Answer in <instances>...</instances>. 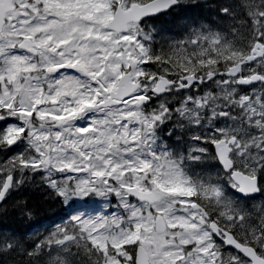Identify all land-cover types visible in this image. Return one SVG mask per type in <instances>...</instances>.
<instances>
[{
	"label": "snow or ice",
	"instance_id": "6c2138e0",
	"mask_svg": "<svg viewBox=\"0 0 264 264\" xmlns=\"http://www.w3.org/2000/svg\"><path fill=\"white\" fill-rule=\"evenodd\" d=\"M0 264H264V0H0Z\"/></svg>",
	"mask_w": 264,
	"mask_h": 264
},
{
	"label": "trees",
	"instance_id": "16d2710c",
	"mask_svg": "<svg viewBox=\"0 0 264 264\" xmlns=\"http://www.w3.org/2000/svg\"><path fill=\"white\" fill-rule=\"evenodd\" d=\"M50 214L49 213H47L46 211H42V213H41V215H40V217L38 218L39 219V221H41V220H46V219H48V216H49ZM35 223V222H34Z\"/></svg>",
	"mask_w": 264,
	"mask_h": 264
},
{
	"label": "rangeland",
	"instance_id": "374dc122",
	"mask_svg": "<svg viewBox=\"0 0 264 264\" xmlns=\"http://www.w3.org/2000/svg\"><path fill=\"white\" fill-rule=\"evenodd\" d=\"M45 221H47V219L46 220H41V222H45Z\"/></svg>",
	"mask_w": 264,
	"mask_h": 264
},
{
	"label": "bare ground",
	"instance_id": "6f19581e",
	"mask_svg": "<svg viewBox=\"0 0 264 264\" xmlns=\"http://www.w3.org/2000/svg\"><path fill=\"white\" fill-rule=\"evenodd\" d=\"M44 220V219H43Z\"/></svg>",
	"mask_w": 264,
	"mask_h": 264
}]
</instances>
